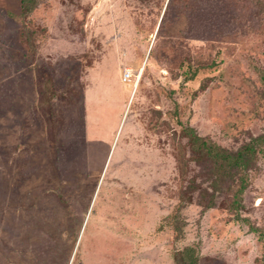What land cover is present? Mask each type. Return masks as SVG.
<instances>
[{
  "label": "rangeland",
  "instance_id": "1",
  "mask_svg": "<svg viewBox=\"0 0 264 264\" xmlns=\"http://www.w3.org/2000/svg\"><path fill=\"white\" fill-rule=\"evenodd\" d=\"M21 1L0 0V264H264V147L237 209L205 210L183 134L264 132V0Z\"/></svg>",
  "mask_w": 264,
  "mask_h": 264
},
{
  "label": "trees",
  "instance_id": "2",
  "mask_svg": "<svg viewBox=\"0 0 264 264\" xmlns=\"http://www.w3.org/2000/svg\"><path fill=\"white\" fill-rule=\"evenodd\" d=\"M26 1H21L22 15H26L28 11L32 10L35 3V0H29L30 3H26ZM26 4L28 8L25 7ZM183 134L189 145L191 162L200 167L204 164L209 166L206 171V178H203L201 183L193 179L188 182V188L185 190L192 191V193L198 190H212L210 193L207 191L199 193V197L201 196L204 201L200 202V205L205 210L217 207L219 205L217 200L224 194H230L229 210H236L234 205L238 204L243 191L246 189L248 172L252 170L255 163L256 149L259 146L264 147V132L235 151L219 147L209 139L199 136L191 128H184ZM261 153L264 155V150ZM202 184H206V188H201ZM217 190H227L228 192L215 194ZM183 194L187 195L188 192ZM186 195H183V198L186 199ZM188 199L187 201L191 202L190 198ZM180 255L176 257L178 258L177 264H183L182 261H185L186 264H197L193 248L184 249Z\"/></svg>",
  "mask_w": 264,
  "mask_h": 264
},
{
  "label": "built area",
  "instance_id": "3",
  "mask_svg": "<svg viewBox=\"0 0 264 264\" xmlns=\"http://www.w3.org/2000/svg\"><path fill=\"white\" fill-rule=\"evenodd\" d=\"M130 77H131V72H130V70H125L124 73H123V78H122V80H123L124 82H126L127 80L130 79Z\"/></svg>",
  "mask_w": 264,
  "mask_h": 264
}]
</instances>
